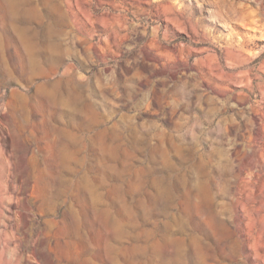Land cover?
<instances>
[{
	"label": "rangeland",
	"instance_id": "374dc122",
	"mask_svg": "<svg viewBox=\"0 0 264 264\" xmlns=\"http://www.w3.org/2000/svg\"><path fill=\"white\" fill-rule=\"evenodd\" d=\"M0 264H264V0H0Z\"/></svg>",
	"mask_w": 264,
	"mask_h": 264
}]
</instances>
